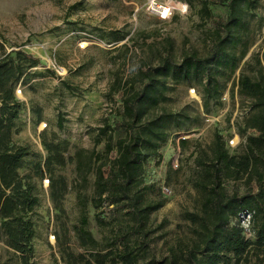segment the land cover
Instances as JSON below:
<instances>
[{
  "label": "rangeland",
  "instance_id": "rangeland-1",
  "mask_svg": "<svg viewBox=\"0 0 264 264\" xmlns=\"http://www.w3.org/2000/svg\"><path fill=\"white\" fill-rule=\"evenodd\" d=\"M150 0H0V58L4 53L19 49L38 60H22L25 73L13 93L20 104L14 120L12 142L29 150L18 172L27 175L38 198L32 216V238L35 264H62L59 243L79 251L72 226L77 223L79 210L74 192V164L54 166V178L62 176L67 192L60 199V209L50 198L49 173L43 167L46 151L43 140L60 144L64 156L72 155L79 147H93L96 128L105 119L114 127L112 139L125 136L121 115V92L108 93L114 74L127 75L132 62L146 60L155 64L159 53L172 49L171 58L179 62L185 51L206 54L204 30L213 27L196 14L200 0H158L166 3H186L187 11L178 8L168 18L161 19L149 8ZM215 18L227 15V0H207ZM73 6V7H70ZM246 52L237 69L224 87L218 102L209 101L203 109L201 88L193 82L168 83L160 111L182 112L179 122L156 156L144 165L143 180L154 184L165 203L151 214L155 232L141 264L168 260L171 246L187 243L195 236L196 228L185 218L187 213H201L203 194L193 186L198 176L194 158L211 154L214 135L219 134L229 154L244 151L246 136L254 133L243 130L250 110L249 99L235 85L236 77L245 74L259 78L264 74V0L249 19ZM87 35L89 37H87ZM148 35L149 38H144ZM170 41L171 47H168ZM83 47H79V45ZM241 47L236 51L240 53ZM11 53V52H10ZM14 56V53H11ZM53 64L62 68L58 75ZM194 89V92L191 91ZM58 117L61 119L57 123ZM178 138L188 140L186 150L177 145ZM233 140L229 145L228 141ZM104 140L96 146L103 153ZM196 150V151H195ZM193 153L190 155V152ZM114 155V153H112ZM93 175L90 176V184ZM226 195L255 192L254 179L223 178ZM92 191L91 186L87 194ZM89 207L88 228L97 241L108 230L97 223ZM102 218L109 215L102 214ZM248 256L243 264H261L260 257ZM0 264H20L18 255L7 246L0 234ZM242 264V263H241Z\"/></svg>",
  "mask_w": 264,
  "mask_h": 264
},
{
  "label": "trees",
  "instance_id": "trees-1",
  "mask_svg": "<svg viewBox=\"0 0 264 264\" xmlns=\"http://www.w3.org/2000/svg\"><path fill=\"white\" fill-rule=\"evenodd\" d=\"M260 2L227 0L226 17L217 19L208 7L209 2L200 0L196 14L200 20L213 24L204 30L205 55L185 51L179 62H175L171 58L172 49L168 48L158 54L155 64L146 60L132 62L127 75L114 74L108 93L121 92L120 126L124 137L113 140L115 128L104 119L96 128L90 149L79 147L72 155L64 156L59 143L42 141L46 157L43 167L39 164L38 169L49 173L50 198L57 209L68 188L65 178H54L53 167L67 162L74 164L70 189L79 215L72 232L79 251L59 243L62 264H141L152 241L151 235L156 231L151 227V214L165 203L159 188L144 182L143 168L187 117L182 112H156L165 100L168 83L199 85L205 111L209 101L218 102L246 52L249 19ZM168 45L171 47L170 41ZM10 52L0 58V234L18 255L20 264H35L32 216L38 198L30 178L18 172L29 150L14 144L11 136L20 112L13 90L21 77L27 75L21 61L37 63L38 60L19 49ZM259 74V78H251L241 73L235 80L238 92L250 102L243 130L254 133L246 136L241 154H229L223 138L215 134L211 154L194 158L198 176L192 183L202 192L203 200L201 213H187L185 218L196 227L195 236L187 243L171 246L168 260L154 264H243L252 254L262 255L259 261L264 264V74L261 68ZM60 122L58 117L57 123ZM103 140V153H100L96 146ZM187 144V139L178 138L181 150H186ZM223 178L254 179L257 190L226 195ZM89 186L92 191L87 194ZM89 207L94 210L97 223L108 230L100 242L88 228ZM241 212L250 216V237H246L240 226ZM102 214L109 218H102Z\"/></svg>",
  "mask_w": 264,
  "mask_h": 264
},
{
  "label": "built area",
  "instance_id": "built-area-1",
  "mask_svg": "<svg viewBox=\"0 0 264 264\" xmlns=\"http://www.w3.org/2000/svg\"><path fill=\"white\" fill-rule=\"evenodd\" d=\"M179 7H176L174 3H172L171 1L170 2H166V3H161V2H158V0H150L149 1V8L151 9V11L156 15L158 16L159 18L161 19H165V18H168L172 15V13L174 12L175 9L178 8V10L181 12V13H185L187 11V4L186 3H179ZM162 7L163 9H166L167 10V15L166 16H163L161 13H159V11H157L155 9V7ZM87 37H89L87 35ZM79 47H83L81 44L79 45ZM53 68L55 70V72L58 74V75H61L62 74V68L60 66H56L53 64ZM192 92H194V89H191ZM228 144L229 145H232L233 144V140H229L228 141ZM249 214L246 213V212H241L239 214V223H240V226L244 229V232H245V235L246 237H250L251 234L248 230V224H249Z\"/></svg>",
  "mask_w": 264,
  "mask_h": 264
},
{
  "label": "bare ground",
  "instance_id": "bare-ground-1",
  "mask_svg": "<svg viewBox=\"0 0 264 264\" xmlns=\"http://www.w3.org/2000/svg\"><path fill=\"white\" fill-rule=\"evenodd\" d=\"M179 3H176V7H179ZM155 9L157 10V11H159V13H161L163 16H166L168 13H167V10L166 9H163L162 7H160V6H156L155 7Z\"/></svg>",
  "mask_w": 264,
  "mask_h": 264
}]
</instances>
